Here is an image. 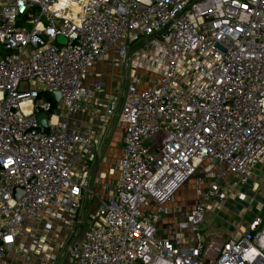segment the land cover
I'll list each match as a JSON object with an SVG mask.
<instances>
[{
    "label": "built area",
    "instance_id": "obj_1",
    "mask_svg": "<svg viewBox=\"0 0 264 264\" xmlns=\"http://www.w3.org/2000/svg\"><path fill=\"white\" fill-rule=\"evenodd\" d=\"M157 44L166 71L143 91L135 73L111 102L123 135L116 191L68 261L264 264V183L253 181L264 165V0H0V262L33 236L28 222L51 230L60 209L78 223L93 134L73 133L69 118L103 93L98 61ZM205 163L213 179L200 174ZM192 179L198 202L172 205ZM230 201L241 208L233 221L221 218ZM208 212L234 232L208 231Z\"/></svg>",
    "mask_w": 264,
    "mask_h": 264
},
{
    "label": "crops",
    "instance_id": "obj_2",
    "mask_svg": "<svg viewBox=\"0 0 264 264\" xmlns=\"http://www.w3.org/2000/svg\"><path fill=\"white\" fill-rule=\"evenodd\" d=\"M159 45L157 44L156 46L160 47V49L163 48ZM157 47L156 51L152 53V61H157L158 63L160 59L156 57L159 54V52L157 53ZM140 49L143 50L142 47L137 48L136 57L130 60L138 62L137 66L144 69L142 65L144 63L150 64V58L145 62L144 56L139 52ZM161 51L165 54L167 48L164 46ZM130 60L126 59L124 62H117L116 56L111 55L105 60L98 61L93 69V74H102L103 93L98 95L95 100L90 101L86 113L76 112L69 118V127L73 133H83L89 130L93 134V143L85 149L82 158V164H86L89 167L90 176L88 191L84 193L78 223L76 222L72 225L66 213L60 209H55L50 217L49 221L53 224V229L51 230L45 228L44 222H28L27 228L32 232L33 236L29 237L24 234L19 236L16 250L9 254L0 264H70L66 252L72 244L79 242L83 236L82 234L79 240L72 239L77 236L80 229V227L78 229V225H85L87 229L89 225V220L87 219L96 210L94 208L98 205L99 200L106 199L116 191L119 176L114 165L122 153L123 135L117 113L110 117L107 112L114 98L117 97L119 102L122 100L128 86L133 81L135 75L131 76L129 81L126 77L125 87L122 89L120 72L124 64L128 67ZM136 70L135 73L140 76ZM164 71L161 73H164ZM161 73L149 75V81L143 80V85L139 86V90L143 91L147 88L150 83L161 76ZM93 82L94 78H90L86 81V84L91 85ZM208 166L212 167V171L207 168ZM200 174L213 179L217 175V168L207 163L204 168H201ZM194 194L190 201L191 205L181 204L188 211L199 200L197 194ZM165 224H173L172 219L166 220ZM216 232L221 231L217 230ZM160 235L164 234L161 233Z\"/></svg>",
    "mask_w": 264,
    "mask_h": 264
},
{
    "label": "rangeland",
    "instance_id": "obj_3",
    "mask_svg": "<svg viewBox=\"0 0 264 264\" xmlns=\"http://www.w3.org/2000/svg\"><path fill=\"white\" fill-rule=\"evenodd\" d=\"M160 45H161V47L164 48L163 44H160ZM156 47L157 46H153L150 49H145L142 47L143 50L142 49L139 50L140 54H142L144 56L143 59L145 60V62L148 61L150 58V64L144 63L142 65L144 67V69H142L140 66H137L138 62L136 63L134 60L129 61L128 67H126V65L124 64V67L121 69V72H120L121 76H122V83H121L122 89L125 87L126 77L128 78V81H129L131 76H133L135 74L136 69H138L136 71L141 76V79L146 80V81H149V79H150L149 75L152 76V74H155V73L157 74L158 72L161 73L166 69L167 64H166V61L164 59L158 60V61H160L158 63H157V61L156 62L152 61V58H153L152 53L156 51ZM163 48L160 49V47H157V49H158L157 53L158 52L164 53L163 51H161ZM139 52H138V56L140 58ZM165 64H166V66H165ZM145 71L148 73H146ZM149 72H151V73L149 74ZM162 74L163 73H161V75ZM206 165H207V163H205L202 168H204ZM207 168L212 171V167L208 166ZM263 180H264V165H259L256 168V170L254 171L253 181H257L259 183H262ZM249 185H252V181L249 183ZM244 191H246L248 194H250V192L247 191L246 188L244 189ZM194 192H195V194L198 193V191H196V187H195V180L192 179L187 184H185L184 186H182L181 188L178 189V191L172 197V205H176V204L177 205L178 204H180V205L181 204L191 205L190 201H191V198L193 197ZM261 199L262 198H258L257 202L264 204V199L263 200H261ZM97 206L98 205H96V207ZM96 207L94 209H96ZM88 208H89V206H88ZM240 209H241L240 207L236 206L235 203L230 201V202H228V204L226 206V210L221 213V218H224L225 220L233 221L234 218L232 217V215L233 214L236 215L240 211ZM251 211H254V207H252ZM250 218H251V214H248L246 219L248 220ZM216 219L217 218H215L210 212H208V214L206 216V227H207L206 229H208V231L215 232V230L216 231L222 230V231H225L227 234L234 232V229L232 227H230L228 225H224L220 222V219H217V220ZM235 222L237 223V221H235ZM169 226H170V224H165L164 222H162L161 227H159V228L161 230H168ZM79 227H80V229H79ZM78 229L79 230H78L77 236L76 237L74 236L72 239L79 240V237L82 236L83 232L86 229V226L85 225H81V226L78 225ZM68 232H71V231H68ZM66 253H67V257H68V251Z\"/></svg>",
    "mask_w": 264,
    "mask_h": 264
},
{
    "label": "water",
    "instance_id": "obj_4",
    "mask_svg": "<svg viewBox=\"0 0 264 264\" xmlns=\"http://www.w3.org/2000/svg\"><path fill=\"white\" fill-rule=\"evenodd\" d=\"M52 97L54 98V100L56 102H60V100H61V94L59 92L52 93ZM38 121L44 128H46L47 121H46V115L45 114L39 115ZM23 192L24 191L21 188L16 189V191H15L16 198H18L21 194H23Z\"/></svg>",
    "mask_w": 264,
    "mask_h": 264
},
{
    "label": "trees",
    "instance_id": "obj_5",
    "mask_svg": "<svg viewBox=\"0 0 264 264\" xmlns=\"http://www.w3.org/2000/svg\"><path fill=\"white\" fill-rule=\"evenodd\" d=\"M47 99H49L52 103H54V106H55V102H54L53 99L51 98V95H50V94L47 95Z\"/></svg>",
    "mask_w": 264,
    "mask_h": 264
}]
</instances>
